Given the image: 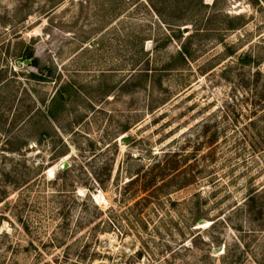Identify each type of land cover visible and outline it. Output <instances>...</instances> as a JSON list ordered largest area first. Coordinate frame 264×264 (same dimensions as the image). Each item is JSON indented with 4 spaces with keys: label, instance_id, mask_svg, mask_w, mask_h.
I'll return each instance as SVG.
<instances>
[{
    "label": "rangeland",
    "instance_id": "1",
    "mask_svg": "<svg viewBox=\"0 0 264 264\" xmlns=\"http://www.w3.org/2000/svg\"><path fill=\"white\" fill-rule=\"evenodd\" d=\"M0 264H264V0H0Z\"/></svg>",
    "mask_w": 264,
    "mask_h": 264
},
{
    "label": "trees",
    "instance_id": "2",
    "mask_svg": "<svg viewBox=\"0 0 264 264\" xmlns=\"http://www.w3.org/2000/svg\"><path fill=\"white\" fill-rule=\"evenodd\" d=\"M242 18L243 17L241 15L231 16L230 17V21H231L230 28L231 29L235 28V25L232 22L240 23L239 21H241ZM181 56L184 60L190 59V52L185 46L181 48ZM245 56L239 57L242 62L245 61ZM213 137L215 138V136ZM214 138L212 139L209 138V142L213 141ZM174 154L176 155V153ZM175 167L176 165H173L170 168V171H174L176 169ZM180 175H182V178H180ZM194 178H195V175L191 172H188V173L187 172H145L143 175L132 177V179L129 180L128 183L129 185L137 187L136 194L137 193H139L138 195L143 194V193L145 194L143 198H139L137 200V203H138L146 199L151 200L153 199V197H156V195L168 192L166 188L169 187V185H172L173 183H177L174 188L182 189L186 187L187 185L191 184ZM134 198H138V196H134Z\"/></svg>",
    "mask_w": 264,
    "mask_h": 264
},
{
    "label": "water",
    "instance_id": "3",
    "mask_svg": "<svg viewBox=\"0 0 264 264\" xmlns=\"http://www.w3.org/2000/svg\"><path fill=\"white\" fill-rule=\"evenodd\" d=\"M30 62V60H26V63H29ZM68 167V162H63L62 164H61V168L62 169H65V168H67Z\"/></svg>",
    "mask_w": 264,
    "mask_h": 264
},
{
    "label": "bare ground",
    "instance_id": "4",
    "mask_svg": "<svg viewBox=\"0 0 264 264\" xmlns=\"http://www.w3.org/2000/svg\"><path fill=\"white\" fill-rule=\"evenodd\" d=\"M50 172L54 174V172H55V167H54V168H51V169H50Z\"/></svg>",
    "mask_w": 264,
    "mask_h": 264
}]
</instances>
